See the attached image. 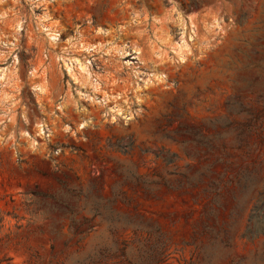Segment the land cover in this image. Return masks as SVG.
<instances>
[{
    "label": "rangeland",
    "instance_id": "1",
    "mask_svg": "<svg viewBox=\"0 0 264 264\" xmlns=\"http://www.w3.org/2000/svg\"><path fill=\"white\" fill-rule=\"evenodd\" d=\"M263 189L264 0H0V264H264Z\"/></svg>",
    "mask_w": 264,
    "mask_h": 264
},
{
    "label": "trees",
    "instance_id": "2",
    "mask_svg": "<svg viewBox=\"0 0 264 264\" xmlns=\"http://www.w3.org/2000/svg\"><path fill=\"white\" fill-rule=\"evenodd\" d=\"M247 127L251 128V125H249ZM222 138H223L222 135H219L218 137H216V139H218V140L222 139ZM253 212H255V213L258 212L260 215H262L264 217V189H263V193L260 194V198H259L258 204L254 207ZM254 230H255V227L254 228H249L248 229V233L249 234H256L254 232Z\"/></svg>",
    "mask_w": 264,
    "mask_h": 264
}]
</instances>
